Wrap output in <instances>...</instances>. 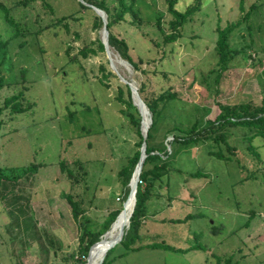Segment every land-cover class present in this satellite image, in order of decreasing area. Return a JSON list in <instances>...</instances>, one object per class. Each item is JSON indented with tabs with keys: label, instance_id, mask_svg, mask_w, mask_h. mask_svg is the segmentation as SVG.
<instances>
[{
	"label": "rangeland",
	"instance_id": "374dc122",
	"mask_svg": "<svg viewBox=\"0 0 264 264\" xmlns=\"http://www.w3.org/2000/svg\"><path fill=\"white\" fill-rule=\"evenodd\" d=\"M0 1V37L8 40L0 52V106L20 94L22 107L1 111L0 172L38 164L33 175L0 185V264H71L79 228L66 194L80 201L78 220L90 227L122 205L118 171L139 138L129 110L116 98L121 77L137 87L146 79L152 95L169 87L175 97L161 108L155 131V146L167 149L163 180L144 203L137 233L118 243L105 264H213L212 254L264 264V137L224 123L208 133L213 140L190 145L173 140L195 118L207 128L219 104H258L264 98V0H176L179 12L199 8L174 41L167 39L174 32L169 0H127L137 19L126 12L114 32L126 39L133 61L142 59L146 74L115 50L110 51L124 61L113 62L117 73L105 51L78 54L102 34L92 28V16L79 15V0ZM252 4L257 8L229 39L232 48L243 50L219 74L216 26L242 20ZM6 12L26 28L23 34L14 36ZM70 13L75 15L67 28L56 24ZM173 126L163 137V128ZM61 161L76 181L60 170ZM196 171L199 176L192 175ZM151 243L170 247L145 246ZM195 245L201 248H189Z\"/></svg>",
	"mask_w": 264,
	"mask_h": 264
},
{
	"label": "trees",
	"instance_id": "16d2710c",
	"mask_svg": "<svg viewBox=\"0 0 264 264\" xmlns=\"http://www.w3.org/2000/svg\"><path fill=\"white\" fill-rule=\"evenodd\" d=\"M176 0H169V12L174 16V19L170 22V25L172 29L174 30L173 33H171V36L167 37L169 41H174L177 39L178 30L179 27L184 23L188 15L191 14V12L195 11L199 8V5H192L189 8L185 10V12H179L174 8ZM18 3L26 4L27 0H20ZM90 5H93L99 9H102L106 13V28L108 30V44L110 50H115L120 57L123 60H126L129 62L132 67L136 70H140L142 74H146L149 70L147 68L142 69L141 63L142 59H139L138 62L133 61L129 54V47L126 39L119 37L114 32V27L117 26L124 18V15L128 11H132L134 18L137 16L136 12L133 11V2L127 1V0H79V8L78 12L79 15H90L92 16V28L94 30H100L103 27V21L98 16L95 11L90 7ZM0 7H3L2 2L0 1ZM257 8L256 4H252L249 8V10L244 14L242 17V20L226 25L225 27H220L219 24L216 26V33H217V39L215 41L214 45V51L217 56V65L218 72L227 70L230 68L231 64L230 62L233 61L234 56L241 52L243 49H235L230 46L229 39L230 35L235 31V28H237L242 21H245L249 18L252 11H254ZM240 9L244 11V8L242 6V3H240ZM75 14L70 13L68 15L61 16L57 18L56 24L62 25L67 28V21L69 18H73ZM137 19V18H135ZM5 20L6 22L15 29L14 36H19L20 34H23L26 30V28H20L19 23L13 20L9 12H6L5 14ZM157 24L160 26V21L157 19ZM177 32V34H176ZM37 32H35L36 34ZM8 44V40H4L0 37V52H2ZM95 45V46H94ZM97 51L104 52V46L101 42L100 38H97L90 42V44H85L81 49L78 51V54L82 55L83 57H87L88 54L94 55L97 53ZM245 55L252 58L251 54L245 53ZM75 56H72L70 59L73 60ZM74 61V60H73ZM104 69V67H101ZM25 72V70H23ZM154 73V69L150 70ZM107 74H112V70H108ZM104 74L103 77H107L108 75ZM164 73L161 74L162 78H164ZM219 78V76H218ZM103 83L102 80H99ZM2 86V77H0V88ZM148 82L146 79L142 80L140 87L138 88V93L140 97L142 98L143 102L146 105V108L151 113L152 121L150 123V126L147 131V137H146V158L143 162V166L141 169V172L139 174V181L137 183V189L135 192V205L132 211V214L129 218V226L128 228L124 229V234L122 236V239L119 243L127 242L130 235L133 233H137L140 217L142 215V208L144 206L145 201L150 197V191L154 187L156 181H162L164 174H165V166L166 162L165 159L168 158L167 156V149L166 145H163L161 149H158L155 144V131L158 127L159 120L161 119L160 112L162 111L161 108L164 107V103L173 99L175 97V94L171 92V89L168 87L167 89H159L157 90V93L155 95H152V91H148ZM20 94H11L9 97H7L4 101V106H0V115L1 111L4 108H8L11 106V111L13 113H16L20 111L22 108L20 102L18 101V97ZM116 98L122 102V104L125 105L126 110H129V113H127V116L129 117L130 124L134 127L135 133L138 135L139 140L135 143V150H133V153L129 155L126 158L125 164L122 165L120 170L118 171V176L121 178L122 186L124 188V195L123 197H120V203L123 202L128 193H129V180L131 178V175L133 177V170L134 167L139 159L140 155V146L142 143V135L140 133V114L136 108V106L132 102L131 93L128 88L127 84H122L117 88V96ZM31 104H28V106ZM219 113L216 115L215 120L213 121H207V128H204L200 126L198 123V120L195 118V122H193L187 129L180 130L183 134L182 135H173V140L180 138L181 141L186 143L187 145L190 144H197L201 140L204 139H212L209 138L208 133L215 130L218 126L229 123V124H235L239 125L241 127H250L252 131L251 137L255 136H261L264 137V98L261 100L258 104H252L249 102L246 103H240V104H219ZM124 112V110H121ZM175 127L171 128H163L162 130V136L165 137L168 133H170L172 130H174ZM218 137H215V140H217ZM213 140V139H212ZM255 156H258V153L253 152ZM60 170L64 172L69 179H72L76 181V175L72 171L71 168H69L68 164L65 163V161H61L60 164ZM38 169V164L35 163H29L27 166H24L22 168H10L8 175H4L0 172V185L3 184V188L6 187L5 181L8 183L14 184L18 179L22 177H29V175H33L36 173ZM133 173V174H132ZM193 176H199L200 172L196 171L192 173ZM4 180V182H2ZM132 180V178H131ZM131 185V183H130ZM13 190V188L11 189ZM5 195V194H4ZM14 196V195H13ZM66 200L71 208V213L73 218L78 221L77 225L79 228V234L77 237L78 243L73 252H71L70 256L72 258L71 264H86V258L90 252V255L96 250L98 244H96L100 237L110 228V225L115 220L117 215L122 209V205L119 204L117 208L110 209L107 214L101 219L99 225L90 227L87 225V220H78L80 215V201L77 199H74L72 195L66 194L65 195ZM128 199V198H127ZM127 201V200H126ZM20 205V204H19ZM20 210L22 208L20 207ZM96 244V245H95ZM118 244V243H117ZM116 244V245H117ZM115 245V246H116ZM113 246L111 249H109L104 257V260L102 264H105L107 261V258L109 254L111 253L112 249L115 247ZM144 246V245H142ZM145 246H151V247H163V248H169L170 246L164 243H151L146 244ZM201 248L199 245L191 246L189 248ZM135 248H140V246H136ZM186 248L185 250L189 249ZM214 258L213 264H238L236 260L233 259V255L229 256H218L215 254H212Z\"/></svg>",
	"mask_w": 264,
	"mask_h": 264
},
{
	"label": "water",
	"instance_id": "95a60500",
	"mask_svg": "<svg viewBox=\"0 0 264 264\" xmlns=\"http://www.w3.org/2000/svg\"><path fill=\"white\" fill-rule=\"evenodd\" d=\"M80 1H83V0H80ZM90 7L95 11V13H96L98 16H100V18H101L102 21H103L102 34H101V42L103 43L104 51H105V53H106V55H107V57H108V61H109L110 67H111V69H112L113 71L116 72V69H115L114 63H113L112 58L110 57V53H109V52H110V48H109V44H108V40H107V38H108V30H107V28H106V24H107L106 13H105L102 9H99V8L93 6V5H90ZM116 73H117V72H116ZM117 75L119 76V74H117ZM119 77H120V76H119ZM121 79H122L123 83H125V84L128 85V88H129L130 93H131L132 102H133V104L136 106V108H137V110H138V112H139V114H140V117H141V120H140V133H141V135H142L143 140H142V143H141V146H140V155H139V159H138V161H137V163H136V165H135V167H134V170H133V172H134L136 169H138V171H139V173H140V172H141V169H142V166H143V162H144V160H145V158H146V156H147V154H146V141H145V140H146V137H147V131H148V128H149L150 123H151V121H152L151 113H150V112L148 111V109L146 108L145 103L143 102L142 98L140 97V95H139V93H138V88H139V87L134 86L131 82L127 81L126 79H124V78H122V77H121ZM146 111L148 112L149 115H148V121H147V123L144 125V123H143V122H144V119H143L144 117H143V116H144V113H145ZM132 174H133V173H132ZM131 178H132V175H131ZM131 178H130L129 183H128V186H129L130 190H129V193H128L126 199H125V200L123 201V203H122V209H121V211L119 212V214L117 215V217L115 218V220H114V221L112 222V224L110 225V228H109L107 231H105V233L100 237V240H99L96 244L101 243V242H102V238H103L108 232H110V230H111L112 227H113V224H114L115 221L118 219V217H119V215L121 214V212L123 211V206H124V204H125L127 198H128L131 194H134V195H135V192H136V189H137V183H138V181H139V175L136 177V180H135L133 186L130 185V183H131ZM134 205H135V197H134ZM132 211H133V210H132ZM130 216H131V215H130ZM128 226H129V223H128L126 226H122V227H121V229H120V233H119L118 237H117L116 239L112 240V241L108 244L107 248L105 249L104 256H103L98 262H96L95 264H102V262H103V260H104V257H105V255H106V253H107V251H108L109 249H111L113 246H115L117 243H119V242L121 241L122 236H123V234H124V229H125V228H128ZM96 244H95V245H96ZM89 256H90V252H89V254H88L87 258H86V261L89 260Z\"/></svg>",
	"mask_w": 264,
	"mask_h": 264
},
{
	"label": "bare ground",
	"instance_id": "6f19581e",
	"mask_svg": "<svg viewBox=\"0 0 264 264\" xmlns=\"http://www.w3.org/2000/svg\"><path fill=\"white\" fill-rule=\"evenodd\" d=\"M110 53V57L112 58V61L115 64H124V61H122L121 59H119V57L115 56L113 54L112 51L109 52ZM114 59V60H113ZM126 64V63H125ZM127 66V65H126ZM134 85V84H133ZM137 87V85H134ZM146 113L147 111L144 113V125L147 123V117H146ZM139 171L138 169H136L134 171L132 180H131V185L133 186L136 177L139 175ZM134 194H131L127 201L125 202L124 206H123V211L121 212V214L119 215L118 219L115 221V223L113 224L112 229L110 230V232H108L103 238H102V242L98 244L96 250L89 256V260L86 262V264H95L96 262H98L103 256H104V252L105 249L107 248L108 244L116 239L120 233V229L122 226H126L129 223V218L130 215L132 214V210L134 208Z\"/></svg>",
	"mask_w": 264,
	"mask_h": 264
}]
</instances>
